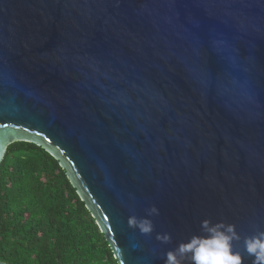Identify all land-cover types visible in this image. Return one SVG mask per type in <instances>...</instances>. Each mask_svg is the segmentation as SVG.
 Wrapping results in <instances>:
<instances>
[{"label":"water","instance_id":"water-1","mask_svg":"<svg viewBox=\"0 0 264 264\" xmlns=\"http://www.w3.org/2000/svg\"><path fill=\"white\" fill-rule=\"evenodd\" d=\"M20 141L58 162L117 264H164L204 219L234 224L252 264L264 0H0V162ZM153 204L150 236L128 226Z\"/></svg>","mask_w":264,"mask_h":264},{"label":"trees","instance_id":"trees-1","mask_svg":"<svg viewBox=\"0 0 264 264\" xmlns=\"http://www.w3.org/2000/svg\"><path fill=\"white\" fill-rule=\"evenodd\" d=\"M0 264H117L58 162L29 142L0 162Z\"/></svg>","mask_w":264,"mask_h":264},{"label":"clouds","instance_id":"clouds-1","mask_svg":"<svg viewBox=\"0 0 264 264\" xmlns=\"http://www.w3.org/2000/svg\"><path fill=\"white\" fill-rule=\"evenodd\" d=\"M144 211L143 216L130 215L127 223L141 235L150 236L155 230L152 218L159 216L160 210L153 204ZM199 227V234L192 235L164 254V264H244V256L235 247L242 237L234 224L204 219ZM156 239L168 244L172 237L165 232L157 233ZM243 246L252 264H264V231L257 229L254 234L244 236Z\"/></svg>","mask_w":264,"mask_h":264}]
</instances>
